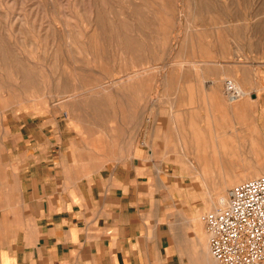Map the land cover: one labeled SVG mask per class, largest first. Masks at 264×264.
Listing matches in <instances>:
<instances>
[{
  "label": "rangeland",
  "instance_id": "374dc122",
  "mask_svg": "<svg viewBox=\"0 0 264 264\" xmlns=\"http://www.w3.org/2000/svg\"><path fill=\"white\" fill-rule=\"evenodd\" d=\"M237 36L244 70L264 64V0H0V195L7 170L26 160L29 124L43 125L52 163L97 157L105 164L107 149L126 144L130 151L141 126L155 131L154 120L165 119L171 129L173 114L187 119L186 103L177 105L188 96L187 70H209L211 55L236 59ZM122 72L129 85L101 86ZM228 78L244 90L231 100L224 80L231 105L251 98L239 78ZM188 150L167 159L180 158L187 168L197 157ZM183 173L176 172L180 182ZM191 177L192 193L186 184L177 190L191 199L185 205L197 212V234L215 259L201 216L218 208L217 190L204 186L194 169Z\"/></svg>",
  "mask_w": 264,
  "mask_h": 264
},
{
  "label": "crops",
  "instance_id": "0c3cea01",
  "mask_svg": "<svg viewBox=\"0 0 264 264\" xmlns=\"http://www.w3.org/2000/svg\"><path fill=\"white\" fill-rule=\"evenodd\" d=\"M242 49L237 36L236 59L211 55L209 70H187L188 96L177 99L178 107L188 106L187 119L173 114L171 129L165 119L154 120L155 131L141 126L130 151L126 144L107 149L105 164L97 157L52 163L43 125L29 124L26 160L7 170L0 195V264H206L195 252L197 212L177 190L186 184L188 195L194 191L193 168L167 156L186 153L181 151L185 145L193 154L200 149L223 153L231 145L228 152L246 149L251 154L246 163H228L232 178L260 167L254 136H264V64L257 61L244 70L237 53ZM229 75L251 93L234 110L224 94ZM230 120L234 126H228ZM184 129L187 136L181 133ZM243 139L251 141L245 144ZM181 171L183 182L176 174Z\"/></svg>",
  "mask_w": 264,
  "mask_h": 264
},
{
  "label": "built area",
  "instance_id": "2783aa9c",
  "mask_svg": "<svg viewBox=\"0 0 264 264\" xmlns=\"http://www.w3.org/2000/svg\"><path fill=\"white\" fill-rule=\"evenodd\" d=\"M231 100L244 90L234 79L225 80ZM209 248L219 264H264V174L236 183L223 207L201 216Z\"/></svg>",
  "mask_w": 264,
  "mask_h": 264
},
{
  "label": "bare ground",
  "instance_id": "6f19581e",
  "mask_svg": "<svg viewBox=\"0 0 264 264\" xmlns=\"http://www.w3.org/2000/svg\"><path fill=\"white\" fill-rule=\"evenodd\" d=\"M98 24H102L101 22H100V20H99V22H98ZM121 26V25H120ZM96 33L98 32V30L96 29V31H95ZM94 32V33H95ZM123 32V31H122ZM93 33V35H95ZM98 34V33H97ZM98 38H99V36H98ZM98 40V39H97ZM129 41H130V39H129ZM126 43V42H125ZM176 43V42H175ZM97 45V44H96ZM130 45V44H129ZM204 45V44H203ZM139 46V45H138ZM131 47V46H130ZM125 48V47H124ZM131 49V48H130ZM172 51V50H171ZM170 51V52H171ZM200 51V50H199ZM101 52V51H100ZM189 52V51H188ZM101 54V53H100ZM2 56V55H1ZM174 59V58H173ZM104 61V60H103ZM106 62V61H105ZM105 62H103V63H105ZM175 64V63H174ZM23 65V64H22ZM184 65V64H183ZM29 67V66H28ZM102 67V66H101ZM188 68V67H187ZM190 69V68H189ZM32 70V69H31ZM30 70V71H31ZM26 71H27V69H26ZM29 71V70H28ZM190 71H191V69H190ZM189 71V72H190ZM34 72V71H33ZM32 72H30V74H31ZM139 73V75H141L140 73V71L138 72L137 71V74ZM146 73V72H145ZM182 73V72H181ZM185 73V72H184ZM28 74V73H27ZM122 74H123V72H122ZM127 74V75H126ZM126 74H123V75H121L120 77H119V75H118V77L117 78H112V79H110L106 84H103V85H101L102 87H104V89L105 88H107V84L109 85V86H115V85H118V84H128L129 83V81H130V79L128 78V73H126ZM144 74V73H143ZM190 74H192V73H190ZM139 75H138V77H139ZM191 76V75H190ZM143 78H144V76H143ZM134 80V79H133ZM181 80V79H180ZM224 80V79H223ZM190 81V80H189ZM236 81V80H235ZM89 82V81H88ZM106 82V81H105ZM132 82V81H131ZM133 82H135V80L133 81ZM215 82V81H214ZM219 82V81H218ZM238 83V82H237ZM84 85V84H83ZM129 85V84H128ZM209 85V84H208ZM215 85V84H214ZM220 85V84H219ZM132 87H133V85H132ZM136 87V86H135ZM93 89V88H92ZM134 89V88H133ZM214 90V89H213ZM90 91H92V90H90ZM215 91V90H214ZM89 92V91H88ZM83 93H85V91L84 92H82V94ZM81 94V95H82ZM91 94H89V96H90ZM213 96H214V93H213ZM156 97V96H155ZM215 98L217 97V95H215L214 96ZM68 99H69V97H68ZM101 99V98H100ZM157 99V98H156ZM237 99V98H236ZM236 99H234V100H236ZM100 101V100H99ZM114 101V100H113ZM239 103V102H238ZM96 104V103H95ZM95 104H93V105H95ZM243 105V104H242ZM97 106V105H96ZM245 106V105H244ZM234 107V109H238V107L239 106H237V105H235V106H233ZM240 107H241V104H240ZM246 108V107H245ZM244 108V109H245ZM98 110V109H97ZM246 110H249V109H247L246 108ZM254 111V110H253ZM243 112H245V110L243 111ZM101 113V112H100ZM180 114V113H179ZM180 116H182V115H180ZM203 125V124H202ZM207 125V124H206ZM232 125V124H231ZM228 126H230V125H228ZM208 128V127H207ZM223 128V127H222ZM177 129V128H176ZM188 130V129H187ZM232 130H235V129H233L232 128ZM184 131H185V129H184ZM171 132H173V131H171ZM187 132V131H186ZM188 133V132H187ZM176 134V133H175ZM197 135H198V133H197ZM248 135V134H247ZM245 137V136H244ZM196 138V137H195ZM254 138H255V142L254 143H256V145L257 146H259L260 148H259V151H262L263 150V148H262V146L264 145V140L263 139H261V136H254ZM186 139H187V137H186ZM197 139V138H196ZM204 140V139H203ZM183 141V140H182ZM223 141V140H222ZM201 142V141H200ZM205 142V141H204ZM221 142V141H220ZM203 143V142H202ZM213 143V142H212ZM224 143V142H223ZM229 143V142H228ZM231 143V142H230ZM222 144V143H221ZM246 144V143H245ZM202 145H204V144H202ZM213 145V144H212ZM226 145V144H225ZM198 146V145H197ZM206 146H208V145H206ZM218 146V145H217ZM231 145H229V150H233V148H232V146L230 147ZM227 147V146H226ZM246 147V146H245ZM228 148L226 149V150H224V152L223 153H220L219 151V153L218 152H212L211 154H207V153H205V152H201L200 150H197V151H195L196 153V155H197V157L195 158H192V159H190V160H192L191 162H192V165H191V167L194 169V171H197V174H198V176H200L201 178H203V184H204V186H206V187H209V186H213L214 188L216 187V190H217V195H216V197L214 198V199H212V202L216 205V206H218V207H223V206H225L227 203H228V201H229V185H232L233 183H235V182H238V181H242V180H246V179H250V178H253V177H256V176H259V175H261V174H264V154H263V152H264V150H263V152H262V154L261 153H259V154H255V156L257 157V159L260 161V167H256L257 168V170L255 169V170H245L244 172H242V175H237V176H235V177H237V179L236 178H232V176L230 175L231 174V171L228 169V167H229V162H232V161H234V162H236L237 160L240 162V161H243V162H248V161H250V159H249V156L251 155V154H248L245 150H243L242 152H239V153H236L235 151H233V152H228L229 150H228ZM235 148V147H234ZM258 148V147H257ZM208 149V148H207ZM217 149H218V147H217ZM236 150V149H235ZM237 152H238V150H236ZM237 158V159H236ZM236 160V161H235ZM237 163V162H236ZM241 163V162H240ZM239 164V163H238ZM237 165V164H236ZM243 165H244V163H243ZM242 165V166H243ZM252 165V164H251ZM257 165V164H256ZM240 166V165H239ZM246 166H247V164H246ZM246 166H244V167H246ZM231 167V166H230ZM232 168V167H231ZM236 168V167H235ZM238 168H240V167H238ZM251 169V168H250ZM254 169V168H253ZM234 171V170H233ZM243 171V170H242ZM241 172V171H240ZM240 174V173H239ZM233 175V174H232ZM235 179V180H234ZM239 183V182H238ZM235 185V184H234ZM233 185V186H234ZM228 191V192H227ZM213 204V205H214ZM215 206V207H216ZM197 218V217H196ZM200 234H197V237H196V239H195V241H194V244H195V252H196V255L198 256V258H201L202 260L203 259H205L206 261V264L208 263V264H217V260H215V259H213L211 256H210V253H209V251H208V249H207V241H205V236H202V237H200L199 236ZM201 256V257H200Z\"/></svg>",
  "mask_w": 264,
  "mask_h": 264
}]
</instances>
